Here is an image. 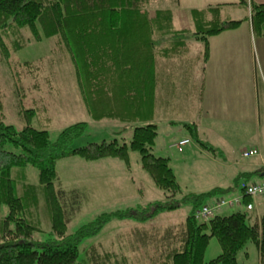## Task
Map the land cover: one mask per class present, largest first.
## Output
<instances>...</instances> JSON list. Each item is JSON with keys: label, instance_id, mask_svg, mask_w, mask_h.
I'll list each match as a JSON object with an SVG mask.
<instances>
[{"label": "trees", "instance_id": "16d2710c", "mask_svg": "<svg viewBox=\"0 0 264 264\" xmlns=\"http://www.w3.org/2000/svg\"><path fill=\"white\" fill-rule=\"evenodd\" d=\"M145 2L0 0V50L4 58L9 52L2 36L9 33H20L21 38L31 33L37 41L42 37H57L70 55L81 98L93 113L92 117L113 119L114 114L119 113L122 120L129 123L135 122L134 114L141 113L144 118L131 126L128 145L115 138L73 147L74 142L85 135L86 123L66 127L51 142L46 130L34 129L29 123L16 129L4 124L0 116V264H82L79 262L80 244L95 237L108 222L133 219L138 224H145L159 213L172 212L183 205H189L191 209L179 226L164 230L152 228L151 232L136 229L135 234L143 248L152 249L149 256L145 254L147 251L140 253L143 258L150 259L152 264H243L237 262V255L248 244H253L259 264H264V214L252 221L250 212L253 199L264 195L251 197L244 188L264 181L239 184V177L230 188L182 196L170 159L153 153L157 150V126L147 119L154 107L153 90L147 75L153 71L156 55L164 58L170 55L186 40V32L173 30L169 10L158 9L150 13L143 9ZM238 4L246 7L247 1L239 0ZM249 4L252 29L255 34L264 36V4ZM218 10V7H209L190 12L193 32L189 37L203 44L204 61L208 56V39L236 30L241 24V21H221ZM163 41L166 48L162 46ZM1 102L0 99V113ZM92 103L102 105L100 115L91 110ZM95 109L98 111L96 106ZM27 113L35 115L31 110ZM184 128L202 149L212 155L218 154L210 144L199 140L195 126L184 125ZM129 152L138 155L141 169L164 193L165 201L150 205L148 209L152 210L147 213H141L143 210L102 213L73 233L66 234L69 216L74 213L70 209L79 205V195L60 187L56 164L76 157L86 162L115 159L128 166ZM30 167L38 171L37 186L19 177ZM236 189L238 195H230ZM178 195H181L179 200ZM40 197L49 213L51 227L48 232L38 227L34 213L29 212L30 206L38 205ZM223 197L227 198L212 203V199ZM223 205L238 210L244 208L231 214L220 213L225 210ZM248 206H251L250 210ZM204 209L210 214H203ZM212 238L218 242L221 253L206 263L204 255ZM130 247L133 251L138 250ZM83 252L85 258L89 253L88 264H132L124 256L115 261L110 258L109 262L108 257H100L94 249Z\"/></svg>", "mask_w": 264, "mask_h": 264}, {"label": "rangeland", "instance_id": "374dc122", "mask_svg": "<svg viewBox=\"0 0 264 264\" xmlns=\"http://www.w3.org/2000/svg\"><path fill=\"white\" fill-rule=\"evenodd\" d=\"M176 1L146 0L143 9L146 8L150 13L158 9L169 10L172 17L177 18L172 27L177 29L186 27V24L191 21L190 14H186L189 12L188 7L203 8L213 0H181V7L176 6ZM224 8L221 12L219 11L220 17L223 19L240 17L243 12H246L243 8L238 10L239 7L234 8L230 5L224 6ZM178 22L182 26L177 24ZM2 40L9 52V56L4 58L0 50V99L2 101L0 116L1 120H4V124L21 129L29 123L34 129L46 130L50 141L53 142L66 127L77 123H86L85 135L76 140L73 147H82L88 143H99L103 140L111 141L115 138H118L121 144H129L130 128L144 119L143 115L141 113L134 114L135 122L133 123L125 122L122 120L123 116L113 112H111L114 114L113 119L108 116L101 120L92 117L93 113L87 109L81 98L76 71L70 55L59 38L42 37L40 41H37L31 33L25 34L22 38L20 33L18 35L9 33L2 36ZM17 44L20 47L16 46ZM23 66L26 67L25 70L22 69ZM19 71L21 72L18 73ZM95 106L92 103L91 110L93 109L100 115L102 105L95 104ZM28 110H31L35 115H29ZM178 130L177 126L158 127L157 143L159 146H162L160 145L162 143L163 146L160 151L155 150L153 153L156 156L170 159V166L183 193L182 196L195 191L196 181L202 182V189H208L215 183L225 185L227 182L223 184L220 176H225L228 173L227 169L234 171L233 165L251 162V159L240 157L244 151L241 147L251 145L249 144L251 134L247 130L235 127L234 131L238 132L236 137H225L223 144L220 142L216 144L217 155H212L202 149L190 139L186 131ZM261 130L264 135V128ZM182 137H187V141L190 140L185 147H179L178 143L180 142H177ZM173 144H177L174 146L175 149L171 148ZM225 160L227 163H224ZM56 172L60 187L76 191L79 195V205L70 209L74 210V213L69 216L66 234L73 233L102 213H112L117 210L151 212L152 208L148 209L150 205L164 202L166 198L164 193L153 185L149 176L141 169L138 155L132 152H129L128 166L115 159L86 162L73 157L60 160L56 164ZM22 174L19 177L23 178V181L31 185H38L36 169L26 168ZM208 180L210 182H207ZM177 198L179 200L181 195H178ZM224 198L227 197L212 199V203ZM223 206L225 210L222 212L226 211L229 214L238 210L232 208L233 206ZM190 209L189 205H183L175 211L159 213L155 218L146 221L145 224H138L133 219L112 220L104 225L95 237L80 244L79 262L88 264L86 260L89 258V253L85 258L83 251L94 249L100 257H108L109 262H111L110 258L115 261L117 257L124 256L132 264H152L150 259L143 258L141 255L147 251L145 254L149 256L152 249L143 248L135 234L136 229L151 232L152 228L164 230L169 227H177L184 223V218ZM240 209L238 211L243 210V208ZM29 212L30 214L34 213V221L42 231H50L49 213L41 197L38 205L30 206ZM130 246L137 247L138 250L133 251ZM220 253L218 242L212 238L206 248L204 261L207 263ZM258 261V253L253 244H248L237 255L238 263L258 264Z\"/></svg>", "mask_w": 264, "mask_h": 264}, {"label": "crops", "instance_id": "0c3cea01", "mask_svg": "<svg viewBox=\"0 0 264 264\" xmlns=\"http://www.w3.org/2000/svg\"><path fill=\"white\" fill-rule=\"evenodd\" d=\"M246 1V7L239 6V0H213L203 8L188 7L189 12L186 14H190L192 10L209 7H218L221 12L225 9L224 6L228 5L239 7L238 10L243 8L246 12L240 17L227 19H223L219 14L221 21H241V24L236 30L223 32L208 39L206 61L203 60V44L195 41L192 36L189 37L192 34L190 32H193L192 19L186 27L173 29L179 33L186 32V40L167 57L157 54L154 59L153 71L147 75L154 102L152 115L147 118L148 122L157 128L177 126L180 131L187 133L184 125H193L197 129L199 140L214 148L219 142L223 144L225 137H236L238 132L234 131V128L240 127L251 134V145L241 147L242 150L256 149L264 154V135L261 130L264 128V36L254 33L249 19V3L264 4V0ZM176 2V6H182L181 0ZM175 19L177 20L172 17V27ZM164 42L162 46L166 48ZM184 140L188 138L182 137L177 142ZM160 145L163 146L162 143ZM162 146L157 143L156 149L160 151ZM216 150L218 151V148ZM249 159L251 162H237L238 164L233 165L234 171L227 169L228 173L220 176L222 183L227 184L215 183L208 189H202V182L196 181L195 191L188 193H205L215 188L227 189L233 186L239 177V184L263 182V156ZM237 192L238 189L230 195H236ZM251 204L250 212L254 221L264 214V197L253 199Z\"/></svg>", "mask_w": 264, "mask_h": 264}, {"label": "built area", "instance_id": "2783aa9c", "mask_svg": "<svg viewBox=\"0 0 264 264\" xmlns=\"http://www.w3.org/2000/svg\"><path fill=\"white\" fill-rule=\"evenodd\" d=\"M187 144V141H181L178 143L179 147L185 146ZM261 156L260 152L256 149H251V150H246L241 153V157L248 159V158H254V157H259ZM264 158V155H263ZM247 194L251 197H258V196H263L264 195V183L262 184H253L244 187ZM248 210L251 209V206L247 207ZM203 214L209 215L210 212L207 209H204Z\"/></svg>", "mask_w": 264, "mask_h": 264}]
</instances>
